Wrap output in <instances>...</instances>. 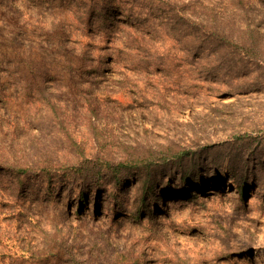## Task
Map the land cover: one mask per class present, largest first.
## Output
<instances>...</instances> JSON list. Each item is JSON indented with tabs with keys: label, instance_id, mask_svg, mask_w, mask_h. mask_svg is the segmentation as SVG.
I'll use <instances>...</instances> for the list:
<instances>
[{
	"label": "rangeland",
	"instance_id": "obj_1",
	"mask_svg": "<svg viewBox=\"0 0 264 264\" xmlns=\"http://www.w3.org/2000/svg\"><path fill=\"white\" fill-rule=\"evenodd\" d=\"M0 264H264V0H0Z\"/></svg>",
	"mask_w": 264,
	"mask_h": 264
},
{
	"label": "trees",
	"instance_id": "obj_2",
	"mask_svg": "<svg viewBox=\"0 0 264 264\" xmlns=\"http://www.w3.org/2000/svg\"><path fill=\"white\" fill-rule=\"evenodd\" d=\"M229 179L232 180V183L237 186V188L239 189V191L245 192V188H244L245 185H246V182L245 181L244 182H240V180L238 179V177L237 176H234V175L233 176H229ZM132 215L133 216H138V213H133Z\"/></svg>",
	"mask_w": 264,
	"mask_h": 264
}]
</instances>
